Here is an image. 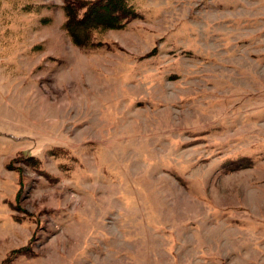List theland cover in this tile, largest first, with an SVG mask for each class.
<instances>
[{
  "label": "rangeland",
  "instance_id": "obj_1",
  "mask_svg": "<svg viewBox=\"0 0 264 264\" xmlns=\"http://www.w3.org/2000/svg\"><path fill=\"white\" fill-rule=\"evenodd\" d=\"M128 1L0 0V264H264V0Z\"/></svg>",
  "mask_w": 264,
  "mask_h": 264
},
{
  "label": "trees",
  "instance_id": "obj_2",
  "mask_svg": "<svg viewBox=\"0 0 264 264\" xmlns=\"http://www.w3.org/2000/svg\"><path fill=\"white\" fill-rule=\"evenodd\" d=\"M64 11L65 31L77 46L85 49L95 47L98 31L123 29L138 17L134 5L128 0H65ZM21 157L31 160L26 153ZM26 249L16 250L15 253Z\"/></svg>",
  "mask_w": 264,
  "mask_h": 264
}]
</instances>
